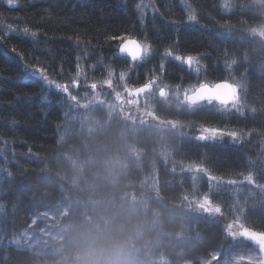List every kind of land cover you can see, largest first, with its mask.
<instances>
[{
    "label": "trees",
    "instance_id": "16d2710c",
    "mask_svg": "<svg viewBox=\"0 0 264 264\" xmlns=\"http://www.w3.org/2000/svg\"><path fill=\"white\" fill-rule=\"evenodd\" d=\"M190 12H195L199 23L187 21ZM263 18L264 0H228L227 7L224 0H18L16 6L0 0V27L14 33L4 36L0 30V264L41 263L31 251L9 244L10 238L25 230L32 216L66 203H72L66 221L82 222L79 229L85 233L77 242L69 233L65 239L67 245L75 243L76 253L86 247L107 250L130 244L135 251L148 248L167 263L177 258L180 264L194 263L223 247L219 221L185 214L177 218L174 210L161 211L159 206L199 195L231 211L235 204L226 195L227 184L264 175V42L249 33L263 25ZM24 27L37 35H24ZM121 35L151 43L152 55L135 64L119 57L120 41L108 37ZM168 47L174 55H198L202 80H197L199 73L163 57ZM78 57L85 75L107 74L111 68L114 80L126 79L129 86L153 82L156 74L160 84L172 90L227 81L237 94L239 85L241 99L236 100L243 115L212 103L189 110L176 102L169 110L156 111L162 121L177 122L168 123L174 124L171 129L162 124L159 133H141L138 126L104 123L99 134H91L96 145L92 154L80 151L79 135L60 147V117L53 105L61 109L63 105L42 99V83L28 71L45 66L50 78L67 84ZM232 60L236 63L228 70L227 62ZM161 62L166 66L163 73ZM121 69L126 77H121ZM204 126L239 135L235 141L200 142L193 133ZM88 158L92 163H87ZM180 164L187 169L202 165L208 172L201 169V177L192 173L176 183L170 169ZM104 166L111 171H104ZM78 173L88 179L92 191ZM155 178L157 200L152 206L121 202V210L113 209L120 192L130 191L138 199V192L143 194L140 188ZM215 183L224 185L221 194L212 188ZM239 189L242 195L249 194ZM240 202L241 222L264 232V206L252 195ZM87 217L91 222H85Z\"/></svg>",
    "mask_w": 264,
    "mask_h": 264
},
{
    "label": "rangeland",
    "instance_id": "374dc122",
    "mask_svg": "<svg viewBox=\"0 0 264 264\" xmlns=\"http://www.w3.org/2000/svg\"><path fill=\"white\" fill-rule=\"evenodd\" d=\"M0 30L3 31L2 34H4V36L7 34H14L8 33L11 31L5 26H1ZM255 30V32L250 30L249 33L254 37L261 38V40L264 42V36L258 34L260 32H264V23L262 26L255 28ZM179 64L195 75H198L199 73L197 80H202L200 77L201 67L199 64L195 63V65H192L190 68L180 62ZM149 66H151V64H149ZM82 67L84 68V66ZM98 69L102 70L101 67H98ZM121 71H124V69H121ZM127 71H129V69H127ZM28 72L31 73L30 70ZM157 73H159V71ZM159 75L160 74H156L157 77ZM74 77L75 73L73 74V78ZM157 77H155V79H153L154 81L151 82L150 91H146L143 94H138L137 99H133L131 92L140 88L138 85L129 86L126 79L115 81L112 75L109 76L107 74H97V76H91L88 73L85 75L83 72V75L77 79V84L79 85L78 87L72 83L73 78L69 83H67V94L61 93L59 90L55 89L54 85H48L42 80V89L44 91L42 99H55L56 101H59L63 105L66 116V119L63 121V123H60L58 127L60 147L66 141L72 139L74 136L79 135L80 139L77 140L79 145L77 146L81 152L86 153V150L88 149H86L82 142H93L94 139L91 137V134L94 132L98 133V131H100L99 128L102 127L104 123L105 125H107V123L108 125L109 123H119L129 128L138 126L141 133H150L148 132L149 130L154 131L152 133H159L156 130H158V127H161L162 124L164 126L168 125V127H166L167 129L173 128L174 124H171L169 127L170 124L168 123L177 122H173L171 120L168 121V119L162 121L157 117L156 111L161 108L164 111L169 110L171 105L176 102L185 103V96L191 93L197 86L201 85L202 82H199L198 85L194 86L192 89L180 90L179 88H175L172 90L162 86ZM160 89L164 91L161 98L157 96ZM234 95L235 91L233 89V97L229 104L231 107L229 109L224 108V110L241 116L243 111L238 105L236 96L234 97ZM185 106L186 109L190 110V106L186 104ZM78 121H81V123H78ZM80 130H83L84 132H80ZM199 130L200 129L193 133L196 140H198L196 137L199 135ZM196 132L198 134H195ZM184 133H188L185 135L190 134L188 130H186ZM229 138L230 137L228 136H224L222 138L213 140L209 137L205 140L210 139L212 141L218 142L227 140ZM205 140L198 141L204 142ZM164 147L165 146H163V148ZM91 148L92 151H94L96 149V145L91 146ZM161 150H158V155H160ZM66 153L71 154L72 151ZM156 158L157 157L155 156L153 160ZM176 169H170L172 178L176 183H180V181H182L184 177H187L188 174L195 173L197 178L203 175V171L197 167L187 169L185 165L180 164ZM179 177L182 178L180 179ZM252 178L256 181L255 184L249 182V179L243 181V183L227 184L230 186V188L226 195L231 199V204H233V206L235 204L231 211L229 209L227 211L225 208L214 205V203H212L209 198L199 195L190 200L182 199L177 204L170 202L172 206L165 205L163 208L159 206L161 211L166 208L174 210L173 217L178 218L180 217L179 214H185L187 216L193 215L197 218L207 217L209 219L219 221L223 226L225 240L223 247L213 251L206 257L197 258L194 263L181 262L180 264H247L249 257L253 259L254 264H260L262 257L255 244H253L251 241L240 238L239 236L234 239L228 234L229 231L237 234L241 231L237 225L242 223L240 220V216H242L243 213V205H241L242 203L240 202L242 198H245L247 195H252L255 197L258 204L264 206V175H258L256 178L252 176ZM155 180L156 178L151 184L147 185V183H145V185L140 188L143 194L141 195L138 192V199L130 191L125 193L122 191L120 194L118 191V198L117 200L115 199L116 206H114L113 209L120 208L121 210V202H124V205L129 203V205L132 207L137 204H140V207L141 205L144 207H147V205L152 206L154 200H157V192L156 188L154 187V183H156ZM147 182L150 181L147 180ZM242 187L246 189L249 194L245 193L242 195L239 189ZM212 188H214L216 193L221 194L220 189H224V185L221 183H215L212 185ZM67 213V206L65 204H59L53 209L46 210L39 215L32 216L28 227L21 233L10 238L9 244L15 246L16 248L29 250L36 256L40 257L42 262L37 264L179 263L176 262L177 258L174 259L172 263H167L166 259L159 257V255L155 256L154 252L148 251V248H141L135 251V249L129 247L130 244L121 247L116 246L107 250H104L103 248L94 249L92 247H86L83 248L79 253L73 252L70 248V245L65 243V239L69 235L68 233L72 228H81L80 224L82 222H67ZM88 221L91 222L90 218H85V222ZM229 225H231V228H229ZM217 256H219V259H216Z\"/></svg>",
    "mask_w": 264,
    "mask_h": 264
},
{
    "label": "snow or ice",
    "instance_id": "6c2138e0",
    "mask_svg": "<svg viewBox=\"0 0 264 264\" xmlns=\"http://www.w3.org/2000/svg\"><path fill=\"white\" fill-rule=\"evenodd\" d=\"M6 2L9 6H16L18 0H6ZM227 2L228 0H224V7H227ZM136 7L139 8V5H137ZM187 21L199 23L198 17L195 14V12H190L187 15ZM140 22L141 24H143V14H141ZM12 31H16V29H12ZM253 31L255 32L256 30L253 29ZM22 33L24 35H29L32 37H35L37 35V32L31 31L29 27H24L22 29ZM258 34L261 36H264V32H260ZM108 40H119L120 44L118 47V53L123 56H126L130 60V62L134 64L145 61L147 58H149L152 55L154 51L153 45L151 43L147 42L146 40L134 38L130 35H121L118 37L111 36V37H108ZM129 46L138 50V54H133L132 52H130ZM163 57L173 58L176 62H180L189 68L194 64V62L197 64L200 63V57L198 55H192V54H189L186 56H182L179 54L174 55L171 47L165 48L163 50ZM79 59L80 58L78 57L77 58L78 60L77 71L75 72V77L72 80V83H74L76 87L79 86L77 84V79L83 75V67L79 64ZM235 63H236L235 60L227 62V65H226L227 69L230 70L232 68V65H234ZM159 68L161 69L162 73L166 71V66L163 62L160 63ZM30 71L32 75L37 76L38 78L42 79L48 85H54L55 89L59 90L61 93L67 94L68 85L57 82L55 79L50 78V74L45 66H34L31 68ZM153 71H155V69H153ZM107 75L109 76L113 75V70L111 68L107 70ZM120 75L121 77H126L128 73L122 71L120 72ZM217 83H227V81L217 82ZM215 84L216 83L209 86L207 83H203L202 86L203 87H214ZM235 87L237 88L236 99L240 100L241 97H240L239 85H236ZM217 103H219V101H217ZM223 107L226 109H229L231 106L223 105ZM238 135L239 134L235 131H227L226 129L209 128L208 126H204L202 129L199 130V135L196 138L200 141H203L205 139H208L209 137L215 140L217 138L228 136L231 138L232 141H235L238 138ZM196 167L198 169H203V171L206 173L208 172V169L203 167L202 165H197ZM9 175H11L10 172H9ZM248 179H249V182L253 184L256 183V181L251 176H249ZM237 227L241 229V231L238 234L232 233L230 231L228 234L232 236L234 239L237 238V236H239L240 238L251 241L253 244H255L261 253L262 259L260 261V264H264V232H259L257 230L249 229L245 227V225L242 223H239ZM229 228H231V225H229ZM216 259H219V256H217ZM247 264H254V261L251 257H249Z\"/></svg>",
    "mask_w": 264,
    "mask_h": 264
},
{
    "label": "water",
    "instance_id": "95a60500",
    "mask_svg": "<svg viewBox=\"0 0 264 264\" xmlns=\"http://www.w3.org/2000/svg\"><path fill=\"white\" fill-rule=\"evenodd\" d=\"M129 51L134 53L136 49L129 46ZM119 56H123L118 53ZM147 86L136 89L132 92L133 96L143 94L147 90ZM231 98V87L227 83H217L214 87H203L200 86L195 91L186 97L187 102L190 105H197L202 102H215L219 101V105H227Z\"/></svg>",
    "mask_w": 264,
    "mask_h": 264
},
{
    "label": "bare ground",
    "instance_id": "6f19581e",
    "mask_svg": "<svg viewBox=\"0 0 264 264\" xmlns=\"http://www.w3.org/2000/svg\"><path fill=\"white\" fill-rule=\"evenodd\" d=\"M255 29V28H254ZM252 31H253V29H252ZM124 65H125V67H126V69L128 68V65H126L125 63H124ZM124 67V68H125ZM178 78H181V76L180 77H178ZM40 79V78H39ZM40 81H41V83H42V79H40ZM221 108H224V107H221ZM53 112L55 113V115H57L58 117H60L59 119H60V123H63V121L66 119V116H65V113H64V109H61V107L59 106V105H56V104H54L53 105ZM243 115V114H242ZM241 115V116H242ZM77 121V120H76ZM78 123H81V121H78ZM58 136H59V132H58ZM78 139H80V138H78ZM82 139V138H81ZM59 140H60V137H59ZM82 144L83 145H85V147H86V149H88V150H86V153H89V154H92V148L89 146V145H91V146H93V145H95V142H85V141H83L82 142ZM57 147H58V150H57V153H60V151H62L60 148H59V146H58V144H57ZM59 151V152H58ZM87 161V163H92L91 161H92V159L91 158H88V159H86ZM106 163V162H105ZM182 163H187V162H185V161H182ZM183 165H185V164H183ZM105 168H104V171H107V172H110L111 170H110V167H106V166H104ZM111 169H112V166H111ZM110 170V171H109ZM78 177L82 180V182H84V186H85V188L87 189V190H89V191H92V188L90 187V185H89V183L87 182L88 181V179L86 178V177H80V173H78ZM66 206H67V208H68V206H71L72 205V203H70V204H65ZM53 208H55V207H53ZM53 208H50V209H53ZM50 209H47V210H50ZM69 209V208H68ZM78 211H80L79 209H78ZM69 234H70V236H69V238H71L73 241H78V240H80V238H82L80 235H82V234H85L84 233V231L83 230H81V229H79V228H72L71 230H70V232H69ZM88 234V233H87ZM69 245H71V249H73V247H72V245H75V243H69ZM59 256V255H58Z\"/></svg>",
    "mask_w": 264,
    "mask_h": 264
},
{
    "label": "clouds",
    "instance_id": "9594fccd",
    "mask_svg": "<svg viewBox=\"0 0 264 264\" xmlns=\"http://www.w3.org/2000/svg\"><path fill=\"white\" fill-rule=\"evenodd\" d=\"M133 54H138V50H136Z\"/></svg>",
    "mask_w": 264,
    "mask_h": 264
}]
</instances>
